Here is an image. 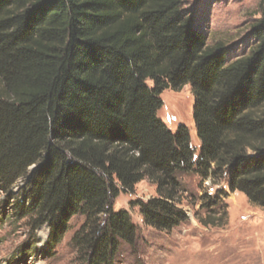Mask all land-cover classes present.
I'll return each instance as SVG.
<instances>
[{
    "label": "trees",
    "instance_id": "obj_1",
    "mask_svg": "<svg viewBox=\"0 0 264 264\" xmlns=\"http://www.w3.org/2000/svg\"><path fill=\"white\" fill-rule=\"evenodd\" d=\"M186 1L0 0V192L15 198L23 182L15 215L48 224L50 245L84 216L79 264H113L135 246L138 226L114 201L144 179L157 196L131 204L158 230L189 219L183 172L225 178L264 207V0L256 44L231 62ZM187 84L199 148L159 115L164 90ZM207 199L226 215L222 198Z\"/></svg>",
    "mask_w": 264,
    "mask_h": 264
},
{
    "label": "rangeland",
    "instance_id": "obj_2",
    "mask_svg": "<svg viewBox=\"0 0 264 264\" xmlns=\"http://www.w3.org/2000/svg\"><path fill=\"white\" fill-rule=\"evenodd\" d=\"M261 3L262 0H187L184 7L199 16L208 44L225 45L231 62L248 54L256 44L252 27L262 14ZM161 97L164 106L159 110L160 117L173 130L186 124L199 148L191 85L167 88ZM179 179L181 204L189 219L171 231L147 225L139 208L131 204L157 196L156 184L149 179L139 182L134 193L123 192L116 198L115 210L130 211L138 226V238L135 246L121 245L113 264H264V207L251 203L241 191L232 192L225 178H203L188 171L180 173ZM22 183L14 189L15 198L0 192V264H79L73 236L84 216H74L61 240L50 245L48 224L34 230L27 220L15 215L13 205L21 199ZM208 196L222 198L226 215L206 208ZM210 215H222L223 223L204 225L200 221Z\"/></svg>",
    "mask_w": 264,
    "mask_h": 264
}]
</instances>
